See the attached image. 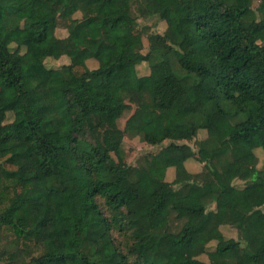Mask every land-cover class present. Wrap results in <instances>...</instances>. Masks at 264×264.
Returning a JSON list of instances; mask_svg holds the SVG:
<instances>
[{
	"label": "trees",
	"instance_id": "16d2710c",
	"mask_svg": "<svg viewBox=\"0 0 264 264\" xmlns=\"http://www.w3.org/2000/svg\"><path fill=\"white\" fill-rule=\"evenodd\" d=\"M69 1L0 0V264H264V0ZM139 17L167 27L133 62ZM52 42L96 65L70 60L47 80L37 59ZM141 133L159 149L133 165L124 138ZM193 158L202 170L177 184Z\"/></svg>",
	"mask_w": 264,
	"mask_h": 264
},
{
	"label": "rangeland",
	"instance_id": "374dc122",
	"mask_svg": "<svg viewBox=\"0 0 264 264\" xmlns=\"http://www.w3.org/2000/svg\"><path fill=\"white\" fill-rule=\"evenodd\" d=\"M120 1L122 3H126L129 0H120ZM257 5H258V1H255L254 7H257ZM74 7H75V1H73V0L69 1L67 4L68 10L73 11ZM75 16L80 18L81 13L77 12L75 14ZM138 21H139V29L143 33L144 47H143L141 53L133 56V58H132L133 62L140 61L142 54H145L148 51L150 36L156 32L163 33L167 27L166 22L160 20L157 17H139ZM83 22L85 25L84 32L87 35L89 33H91L96 28V26L98 25V23L91 21L88 18H85ZM63 23L64 22L61 21L60 26L57 29V34L59 36H61L65 32L64 27H63ZM51 45H52V53L55 55V57L46 58L45 56L40 55L37 59V65H38L40 71L46 77V79L49 81L57 79V72L54 69H57L58 67L62 66L65 63H69L70 60H72V61L87 60V56L82 54L81 52H73V53H71L70 57H66V56L61 57V56H59V50H58L56 43L52 42ZM87 62H88V66L91 68L96 65L95 63H93V60H91V59H88ZM128 70H129V66L120 67V71L122 73H126ZM138 70L141 74L148 72V63L147 62H141L138 65ZM201 92L207 98L209 112H210V114H212V117H213L212 118L213 127L215 126L217 129L222 128L224 117H222L219 113H217L218 112L217 111V101H216V99H214L212 97L210 84L207 82L203 83L201 86ZM132 112H133V110H131L130 112L125 114V116L123 118L119 119L118 124L121 128H124L126 119L130 116V114ZM12 118H13V114L9 113L7 115L6 122L11 121ZM109 120L114 121V120H116V118L110 117ZM206 135H207L206 131H201V133L198 134V136L196 138H194L192 141H190L189 143L191 144V146L194 149L197 150L198 140L206 137ZM124 148H125L126 154H127L126 155L127 161L130 164L134 165L138 162V160L142 156L156 152L159 149V146L156 147V146L148 145L145 142V140L142 136V133H141L140 135H135V136L126 134V136L124 138ZM255 151H256V154L258 156V163H257L258 168H264V152L261 149H256ZM215 154H217V153L216 152L203 153L202 158L205 160L211 156H214ZM66 163H67V160H64L60 165L64 166V165H66ZM186 166H184L182 164L178 166L177 174H179V176H177V178H176L177 184H182L183 182H185L189 178L188 170L190 172H194V173L200 172L203 168V163L198 161L196 158H193V159H190L186 163ZM148 179H150L151 185H153V186H158L160 184V181L156 180L155 178L149 177ZM236 184L238 186H241L244 183L237 181ZM65 186L67 189H69L72 186V182H67L65 184ZM177 202H180L185 208H188L191 204V200L188 198L177 200ZM62 206H63V208H66V203H65L64 199L62 200ZM58 222L59 221L56 220V223H58ZM223 231L227 236L238 237L237 229L232 227V226H229V225L224 226ZM114 236H115V239L117 240L118 245L121 248H123V247H125L126 249L129 248V246L131 244V240L129 238L130 236L128 235V233L120 235V234H118V232H114ZM215 244H216L215 242H212L210 244V249L213 248L215 246Z\"/></svg>",
	"mask_w": 264,
	"mask_h": 264
},
{
	"label": "crops",
	"instance_id": "0c3cea01",
	"mask_svg": "<svg viewBox=\"0 0 264 264\" xmlns=\"http://www.w3.org/2000/svg\"><path fill=\"white\" fill-rule=\"evenodd\" d=\"M177 176H179V174H177Z\"/></svg>",
	"mask_w": 264,
	"mask_h": 264
}]
</instances>
